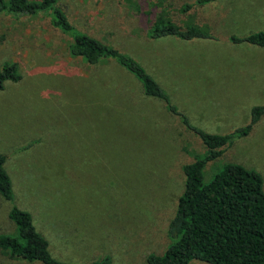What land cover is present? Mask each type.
Masks as SVG:
<instances>
[{
  "label": "rangeland",
  "instance_id": "1",
  "mask_svg": "<svg viewBox=\"0 0 264 264\" xmlns=\"http://www.w3.org/2000/svg\"><path fill=\"white\" fill-rule=\"evenodd\" d=\"M178 2L171 20L188 19L208 37L148 36L151 0H57L74 29L136 61L166 101L144 94L113 59L71 56L70 34L41 15L0 12V67L14 62L19 75L0 88V154L12 190L10 200L0 195V233L12 234L14 205L66 264H145L171 243L182 166L206 149L187 125L225 134L264 105L263 60L228 39L264 30V0H213L184 13L179 4L192 0ZM227 162L257 171L264 191V114L205 164L203 180ZM0 264L41 263L0 251Z\"/></svg>",
  "mask_w": 264,
  "mask_h": 264
},
{
  "label": "trees",
  "instance_id": "2",
  "mask_svg": "<svg viewBox=\"0 0 264 264\" xmlns=\"http://www.w3.org/2000/svg\"><path fill=\"white\" fill-rule=\"evenodd\" d=\"M211 1L180 3L178 10L184 13L192 4L201 5ZM173 3L179 2L151 0L157 11L148 28V36L171 35L181 39L208 37L204 29L194 26L188 19L175 24L169 16ZM0 12L41 15L52 28L70 34L68 52L71 56H78L89 64L101 59H113L140 82L144 94L166 101L161 88L136 61L74 29L57 0H0ZM228 39L232 43L264 46V30L239 37L231 35ZM18 78L14 62L0 67V88L4 80L16 81ZM168 107L176 111L171 105ZM263 114L264 105L252 106L249 121L225 134L203 132L187 125L182 118L183 123L199 135L206 149L202 156L182 166L183 189L166 226L171 243L160 254H147L145 264H188L191 259L209 264H264V191L260 174L234 162L223 163L207 181L203 180L202 174L207 162L219 157L234 138L247 135ZM3 162L4 156L0 154V195L10 200L11 183ZM7 215L14 230L12 234L0 233L2 254L27 262L66 264L49 254L47 240L35 229L27 211L12 205ZM107 262L108 258L103 257L91 264Z\"/></svg>",
  "mask_w": 264,
  "mask_h": 264
},
{
  "label": "crops",
  "instance_id": "3",
  "mask_svg": "<svg viewBox=\"0 0 264 264\" xmlns=\"http://www.w3.org/2000/svg\"><path fill=\"white\" fill-rule=\"evenodd\" d=\"M244 45H246L245 47H247L249 51H252L254 53V56H256L257 60H263L264 62V46H257L249 43H245Z\"/></svg>",
  "mask_w": 264,
  "mask_h": 264
}]
</instances>
